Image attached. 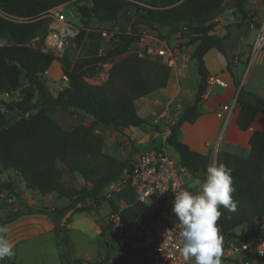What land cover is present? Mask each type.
Here are the masks:
<instances>
[{
    "label": "trees",
    "instance_id": "trees-1",
    "mask_svg": "<svg viewBox=\"0 0 264 264\" xmlns=\"http://www.w3.org/2000/svg\"><path fill=\"white\" fill-rule=\"evenodd\" d=\"M70 1L0 0L2 12L28 19L26 22H13L0 16V40L5 41L0 44V94L17 90L21 75L32 86L31 91L23 90L19 100L3 102L8 109L17 111L19 118L16 121L7 120L0 106V171L12 170L22 178L27 188L40 194L54 192L59 198L68 200V204L61 208L25 205L20 212L8 211L0 215V225H8L21 214H47L54 223L56 245L61 248L60 264L70 263L64 253L68 249L67 228L60 223V219L69 212L64 221L69 222L73 214L85 211L87 206L82 203L86 200L93 203L104 200L101 194L104 188L122 177L124 170L130 166L129 159L120 160L103 151L104 137L95 131V125L111 127L117 132L145 125L147 122L137 113L135 100L163 87L169 78L170 67L159 58L160 62L154 63L137 55L124 56L130 45L138 40L141 25L157 33L163 28L170 34L181 31L183 27L189 30V33L182 34L184 41L181 44H194L191 58L195 61L199 80L191 102L176 120L166 124L163 146L170 147L177 154L180 164L201 184L204 182L209 156L191 150L179 139V132L184 122L193 123L199 116L198 109L209 75L204 54L210 49L224 51V37L212 31L214 18L226 0H146L144 3L140 0H80L76 12L84 26L79 28L70 50L67 48L62 57L55 58L30 45V40L41 30L45 29L46 33L49 20L43 17L45 12ZM245 1L232 0L233 7L243 19L248 13L244 8ZM130 11L132 15L129 16ZM122 17L132 20L129 32L119 31L112 46L99 55L101 30L88 29L87 23L92 18L99 22H118ZM105 61L112 62L106 82L101 85L90 83L87 78L94 75L95 66ZM53 62L59 63L61 72L67 78L66 86L56 95L50 94L41 81V75ZM147 68L151 71L144 72ZM236 104L239 106L236 125L245 130L257 113L263 110L264 99L240 87ZM56 106L82 111L92 120L89 125L80 124L65 129L49 113ZM35 107L37 109L30 112ZM248 143V154L244 158L225 148L218 153L217 164L222 163L232 169V196L237 205L234 212L220 208L222 214L217 224L222 240L236 236L234 229L242 224L246 225V229L239 236L264 235V229L252 222L253 216L264 214V128L253 131ZM161 146L152 145L150 148ZM57 161L69 173L81 176L84 184L79 188L65 185ZM1 186L6 187V184ZM122 192L127 194L125 203L132 204L130 214L126 216L130 233L139 235L153 210L150 206L134 202L129 185H125ZM108 202L112 210L118 209L110 199ZM105 261L92 264H105ZM122 261L123 257L111 264ZM5 264L15 263L6 261Z\"/></svg>",
    "mask_w": 264,
    "mask_h": 264
},
{
    "label": "crops",
    "instance_id": "crops-1",
    "mask_svg": "<svg viewBox=\"0 0 264 264\" xmlns=\"http://www.w3.org/2000/svg\"><path fill=\"white\" fill-rule=\"evenodd\" d=\"M226 1L227 2L222 10L214 18L215 26L212 31V33L224 37V51L220 52L216 49H210L203 56L209 75L215 76L218 81L206 86L203 100L198 109L199 116L193 123L184 122L181 125L179 132V139L187 144L191 150L207 155L213 153L221 143L227 144L231 147L248 150V141L252 132L264 128V108L257 113L247 129L240 130L236 125V116L239 110V106L236 104V97L240 87L246 91L257 94L264 99V48L253 57L249 66H247L249 47L254 40L259 24L264 18V0L245 1L244 8L248 12L246 19H243L235 10L232 5V0ZM179 58L180 54L176 56V64L172 67L176 68L170 71L166 84L158 90L140 97L139 102L144 103L145 108L143 111H139L136 107V110L147 123L150 121L151 117L155 116L154 111L157 112V110H162L158 117L161 115V117H166V121H170V123L173 122L177 119L182 109L189 104L193 98L198 81L194 80V83H191L189 87L186 85L184 82L185 72L182 68L177 67ZM222 104H233L232 113L224 126L223 121L215 114L216 109ZM148 109L151 113L150 116H148ZM142 114L147 116L143 117ZM89 117L92 120V117ZM94 128L96 132H99V129L111 132L112 139L115 140V143L109 147L106 146L107 148L105 150L103 149V151L120 160H124L125 156L123 154L119 156V147L117 148L115 144L118 145V142L121 141L124 145H127L125 141L130 138L129 136L140 135L138 127L123 129L122 132H117L113 128L101 124H96ZM164 149L167 153L168 151H171V156L177 157V154L174 153L170 147L164 145ZM128 150L129 149H126V151ZM60 166L61 168L57 165V168L62 173L61 179L65 185L79 188L84 184L81 176L76 173H69L62 164H60ZM189 177H193L192 174H190ZM75 179L78 180L79 185L72 184L75 182ZM2 183L6 184V182L2 181L0 183V196L4 195L3 193L6 194L12 191H6L4 186H1ZM113 183L114 182H111L107 185L101 194H109ZM199 186L200 183L197 187ZM25 189L26 192L24 196H20H23L21 200L26 206L38 208H61L68 204L66 198H59L54 192L47 194H49L50 198H54L60 203L56 204L50 200H46L41 204H37L36 198H38V194L40 193L27 188L26 186ZM115 192L116 194H120V191ZM14 200H16L14 195H9L7 198V201L9 202ZM0 201L5 202V200ZM13 209L16 210L17 208L14 207ZM68 215L69 212L60 219L61 224L65 221V218ZM71 221L72 219L66 224L67 230L70 228ZM20 224H25V227H21ZM53 225V220L47 214H22L6 225L9 230L5 235L10 242L15 243L16 241L34 239V237L51 233L53 231ZM23 228H25V230H23ZM104 247L106 248L107 253L99 256L98 262L106 260L105 264H111V262L119 261V259H121V256H119L120 254L112 248L110 244L104 243ZM109 251H111V254L115 253V255H110ZM134 255L136 254L128 253L123 255V261L120 264H128L129 259L133 258ZM141 257L143 258L141 262L136 261L133 262V264H147L145 258L143 256ZM256 259L263 260L257 257H250L248 264H252L251 262ZM227 261H230L231 264H240L238 260L229 259H221L220 264H226Z\"/></svg>",
    "mask_w": 264,
    "mask_h": 264
},
{
    "label": "built area",
    "instance_id": "built-area-1",
    "mask_svg": "<svg viewBox=\"0 0 264 264\" xmlns=\"http://www.w3.org/2000/svg\"><path fill=\"white\" fill-rule=\"evenodd\" d=\"M64 5L65 3L57 5L45 12L43 17L49 20L46 33L41 41L38 36H35L29 42L41 52L50 53L55 58L63 56L70 42L79 32V27L68 21ZM0 16L13 22L28 21L27 18L13 16L1 10ZM129 23L131 25L132 20ZM129 30L130 26L126 32ZM119 31L117 27L100 31L97 50L99 55L112 46ZM183 33H189V30L183 27L171 37H176L178 38L176 40L183 42ZM168 40L162 38L152 28L141 25L138 40L133 44L134 52L138 57L159 58L169 67H174L179 53L171 42L168 43ZM263 48L264 18L249 47L247 66ZM111 66L110 61L102 62L96 76L89 81L97 85L106 82ZM64 78H66L65 75ZM216 81L218 79L213 75H208L206 78L207 85ZM14 93L15 91L4 92L0 94V98L9 99ZM232 110L233 104H222L216 109L215 114L223 121V126L229 120ZM183 174L190 175V172L180 164L177 157L169 155L164 146H161L158 149L147 148L140 151L130 163L129 168L124 170L123 176L112 181L114 183L111 192L120 191L125 185H129L134 195V202L150 206L153 210L150 220L142 226L141 233L136 236L130 233L131 227L124 213L125 206L109 213L107 218L109 231L121 254H139L145 258L147 264H189L180 251L182 243L178 233L182 230V225L172 213V202L174 195L179 191L197 192L200 186L190 187L188 181L183 179ZM122 203L126 204L124 201ZM126 205L131 207L132 204ZM254 225L264 229V214L254 217ZM217 226L220 233V227L218 224ZM250 257L264 258V235L253 233L247 237H241L237 234L222 240L220 260H238L240 264H248Z\"/></svg>",
    "mask_w": 264,
    "mask_h": 264
},
{
    "label": "rangeland",
    "instance_id": "rangeland-1",
    "mask_svg": "<svg viewBox=\"0 0 264 264\" xmlns=\"http://www.w3.org/2000/svg\"><path fill=\"white\" fill-rule=\"evenodd\" d=\"M140 2L144 3L146 2V0H140ZM226 2L227 1H225L224 5L226 4ZM80 4H81L80 0H71L70 2L65 3L64 5L65 15L68 21L75 23L79 28L84 26L81 22L80 15L76 12V10H78L77 7ZM128 15L129 16L132 15V12L130 11ZM129 22L130 20L125 17H122V20L118 22H106V21L99 22L96 19L92 18L87 23L86 28L94 29V30H102V29H111L113 27H117L120 31L126 32V30H128L130 26ZM158 33L162 34V38H165L167 40L169 39L168 40L169 42L168 41L167 42L168 43L171 42V44L175 46V49L180 54L181 59L179 58V63L177 64V67H180L184 70L185 72L184 82L186 83V85H188L189 87L191 83L192 84L194 83V80L198 81L199 77L196 72L195 62L191 58V53L193 51L194 44L192 45H186L184 43L181 44V41L176 40L178 38L171 37L172 34H170L169 31L164 28L160 29ZM44 34H45V29L41 30V32L37 35L39 37V41H41L42 36ZM4 42L5 41L3 39L0 40V44ZM73 45L74 43L73 41H71L67 50H70V48H72ZM129 55L130 56L136 55L134 52L133 44H131L130 47L124 53V56H129ZM140 58L148 60L149 62H154V63L160 62V60H158L157 58H152V57L150 58L146 56ZM99 68H100L99 65L95 66L96 72L94 73L93 76L87 78L88 81L96 76ZM175 68L170 67V71L174 70ZM150 71L151 69L147 68L145 69L144 72H150ZM41 81L43 82L46 89L52 95H56L58 91L67 84V79L64 78V75L60 70V65L59 63L56 62H53L51 66L46 70V72H44L41 75ZM23 90L31 91L32 86L21 75L19 88L15 90V93L12 96H10L9 99L0 98L1 109L4 113L5 118L10 122L16 121L19 118V116L16 110L8 109L7 107H5L3 102L19 100L23 96ZM139 100L140 98L135 100V105L139 109V111H143L145 108V104L140 103ZM34 102H35V97H33L32 99V103ZM36 109H37L36 107L32 108L30 112H34ZM147 111L149 114L148 116H150L151 113L149 112V109ZM161 111L162 110L159 111L157 110V112L154 111L155 116L151 117L150 121L146 125L138 127L140 132L139 133L140 137L137 135L136 136L131 135L129 136L130 138H128L127 141H125L127 145H124V143L121 141L118 142L119 143L118 145L115 144L117 148L119 147L118 149L119 156L123 154L125 156V159L126 158L129 159V162L131 163L140 151L150 148L152 145L163 146L164 137L166 135L165 126L166 124L170 123V121H166L167 120L165 119L166 117H161V115L160 117H158ZM49 113L65 129H70L80 124L89 125L91 122L89 115L75 109L56 106L51 108ZM142 116L144 117L145 115L142 114ZM98 131L104 137V145H103L104 150L107 147L113 145V143H115V140L112 139L111 132H107L106 130L103 129H99ZM126 149L129 150L126 151ZM221 149L234 153L243 158L246 157V155L248 154V150L246 149L230 147L229 145L221 143L214 150L213 153L208 155L209 156L208 165L214 162L217 163L218 153ZM168 154L172 155V152L168 151ZM60 164H61L60 162H57V165H59V167L61 168ZM183 179L185 181H188L190 187L193 188H197V185L200 183L199 179L189 177L188 174H183ZM2 181L6 182V187H4L6 191L8 190H12V191L6 194L2 192L4 195L0 196V200H5L6 203L4 201H0V209H1L0 215H4L8 211H16V210L18 212L22 211L25 208L24 207L25 204L21 200L26 192L24 181L20 176H18L12 170L0 171V183ZM72 184L79 185V182L77 179H75V182H73ZM9 195H14L16 197V200L12 202L7 201ZM103 196L105 199L101 200L99 203H93L91 200H86L84 203H82V205H86L87 209L83 212L75 213L72 215L70 228L69 230H67L68 249L64 251L66 257H68L70 261L69 264H77L76 263L77 261H80L79 264H92L98 262L99 256L107 253L106 248L104 247V243L110 244V246L120 254L119 256H121V258L123 257L124 254H121V252L116 247L109 231L107 218L109 213L112 211V209L109 205L108 199H110L117 206V208H121L125 206L124 213L126 214V216H129L131 207L122 203V200L126 202L125 201L126 199L124 198L127 197V194L125 192H122L121 189L120 194H116L115 191H112L109 194L105 193ZM46 200H50L51 202L56 204L60 203L57 202L56 199L50 198L49 194L47 195L38 194V198H36L37 204H41ZM14 207H16L17 209L16 210L13 209ZM255 216H253L252 218L253 224H254ZM62 224L66 228L67 227L66 224H68V222H63ZM20 225L21 227H25L24 226L25 224H20ZM245 229H246V225L242 224L236 227L234 231L236 234H240ZM23 230H25V228H23ZM14 245H15L13 249L14 256L11 259L5 257L2 261H0V264H5L6 261L14 262L15 264H60L59 253L61 248L60 247L58 248V246L56 245V235L53 231L43 236L34 237V239H24L22 241H16ZM109 253L110 255H115V253L111 254V251H109ZM142 260L143 258L139 254H136L134 255L133 258L129 259L128 264H133V262L136 261L141 262ZM251 263L264 264V261L256 259L253 260ZM226 264H231V262L227 261Z\"/></svg>",
    "mask_w": 264,
    "mask_h": 264
},
{
    "label": "clouds",
    "instance_id": "clouds-1",
    "mask_svg": "<svg viewBox=\"0 0 264 264\" xmlns=\"http://www.w3.org/2000/svg\"><path fill=\"white\" fill-rule=\"evenodd\" d=\"M232 169L224 164L211 163L199 191H179L174 195L172 213L182 225L179 231L183 258L189 264H220L222 237L217 222L220 208L236 211L232 193ZM6 225H0V261L14 256V243L6 238Z\"/></svg>",
    "mask_w": 264,
    "mask_h": 264
}]
</instances>
